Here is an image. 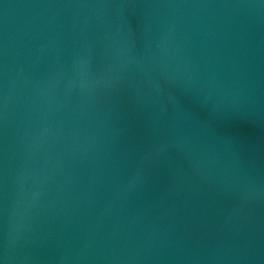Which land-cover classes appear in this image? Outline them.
<instances>
[{
  "label": "water",
  "instance_id": "1",
  "mask_svg": "<svg viewBox=\"0 0 264 264\" xmlns=\"http://www.w3.org/2000/svg\"><path fill=\"white\" fill-rule=\"evenodd\" d=\"M0 264H264V0H0Z\"/></svg>",
  "mask_w": 264,
  "mask_h": 264
}]
</instances>
